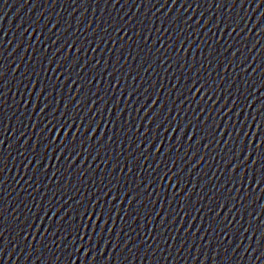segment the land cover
<instances>
[{
    "label": "water",
    "instance_id": "1",
    "mask_svg": "<svg viewBox=\"0 0 264 264\" xmlns=\"http://www.w3.org/2000/svg\"><path fill=\"white\" fill-rule=\"evenodd\" d=\"M0 109L117 138L264 205V0H0Z\"/></svg>",
    "mask_w": 264,
    "mask_h": 264
}]
</instances>
